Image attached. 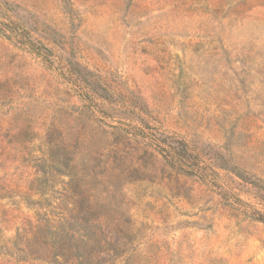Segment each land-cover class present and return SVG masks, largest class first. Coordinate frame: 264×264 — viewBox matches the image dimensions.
Here are the masks:
<instances>
[{
    "label": "rangeland",
    "instance_id": "rangeland-1",
    "mask_svg": "<svg viewBox=\"0 0 264 264\" xmlns=\"http://www.w3.org/2000/svg\"><path fill=\"white\" fill-rule=\"evenodd\" d=\"M0 27V264H53L19 259L30 219L58 264H264V0H0Z\"/></svg>",
    "mask_w": 264,
    "mask_h": 264
},
{
    "label": "trees",
    "instance_id": "trees-1",
    "mask_svg": "<svg viewBox=\"0 0 264 264\" xmlns=\"http://www.w3.org/2000/svg\"><path fill=\"white\" fill-rule=\"evenodd\" d=\"M0 28L4 32H7L6 28L3 27ZM32 46L34 48V44ZM35 52L43 56L45 60L50 61V59H48L50 52H48L46 55L40 51L39 47ZM72 74L73 76L77 75L73 71V69H72ZM84 90L88 94V99L90 101H94V99L97 97L96 89L91 87L90 88L86 87L84 88ZM101 96L104 97L103 95ZM164 140H165L164 145L161 146V144H159V148L161 153H163L164 156L166 157L167 162L170 163L172 166H176L178 169L184 172L190 174L194 173L195 167L191 163L189 158V156L192 154V149L190 148L189 144L183 139H177L173 137L171 141H169L167 138H165ZM43 158H44V165H46L47 163L54 162L56 160L55 156H51L50 154L48 156V159L46 157ZM81 206H83L82 209L86 211L93 210L95 207L94 204H92L91 202L81 204ZM67 220L70 222L67 228L71 232L88 230L86 227L87 225L84 224L85 226L82 227L79 224L80 220L88 223V226H90L89 220L87 219L74 218L73 216V218ZM65 228L66 227L64 225H61L59 228H56V225L51 224L49 221H46L44 223L42 219H37L36 221H33L32 219L27 220V222L25 223L24 232L20 231L17 236L22 243L20 250L21 252H23V253H18L19 259L20 260H27V258L43 259L45 261H50V263L58 264L59 258L69 255L72 249V245H71L72 237L68 236L69 233L66 232ZM2 248L4 247L0 246V249ZM12 253L13 252H10V254ZM78 256H80V254ZM89 262H90L89 264L93 263V261H89Z\"/></svg>",
    "mask_w": 264,
    "mask_h": 264
}]
</instances>
